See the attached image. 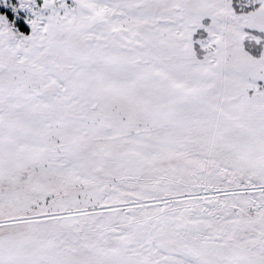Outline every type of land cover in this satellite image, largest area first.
I'll list each match as a JSON object with an SVG mask.
<instances>
[{
	"label": "snow or ice",
	"instance_id": "obj_1",
	"mask_svg": "<svg viewBox=\"0 0 264 264\" xmlns=\"http://www.w3.org/2000/svg\"><path fill=\"white\" fill-rule=\"evenodd\" d=\"M0 264H264V0H0Z\"/></svg>",
	"mask_w": 264,
	"mask_h": 264
}]
</instances>
